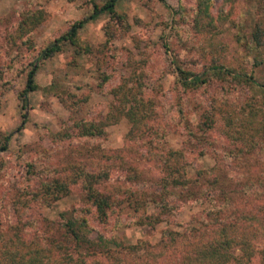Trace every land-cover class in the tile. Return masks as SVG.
<instances>
[{"label": "rangeland", "instance_id": "rangeland-1", "mask_svg": "<svg viewBox=\"0 0 264 264\" xmlns=\"http://www.w3.org/2000/svg\"><path fill=\"white\" fill-rule=\"evenodd\" d=\"M105 1L0 0V70L4 71L0 143L8 138V150L0 155V196H10L13 186L15 193L19 188L36 190L39 174L29 175L27 170L40 173L79 165L94 173L103 163L111 164L116 151L123 157L146 154L151 159L134 162L141 173L135 193L158 183L159 166L168 150L186 151L188 174H226L221 178L230 177L229 189L234 191L248 186L254 192L258 180L264 187V0H214L210 17L197 16L196 0H116V12L124 15L127 28L116 30L109 40L104 31L109 16L89 20L93 5ZM37 11L42 12L41 23L17 39L21 15ZM82 20L78 35L89 53H77L63 43L53 57L36 62L41 50ZM256 34L258 43L253 40ZM34 62L37 89L23 102L19 95ZM177 66L192 73L208 71L210 66L244 71L259 85L225 81L223 76L184 90L177 81ZM101 73L110 79L102 82ZM126 90L153 102L154 119L148 130L136 129L125 115L130 103L124 110L117 104L116 94ZM79 122L101 124L104 132L99 137L78 136ZM190 131L198 139L192 140ZM111 176L107 184L121 200L122 225L115 229L112 217L103 228L94 224L91 234L115 237L124 244L154 245L165 228L181 230L203 210L204 206L183 205L176 217L149 225L145 216L154 205L144 196L136 203L122 193L128 186L124 176L118 172ZM253 198L249 205L254 211L264 209V195ZM237 200L242 207L241 198ZM80 202L79 188L71 186L66 196L49 205L33 202L29 217L56 221ZM10 204L0 213L5 224L15 220ZM252 234H264V223ZM254 247L251 264H264V238L258 236Z\"/></svg>", "mask_w": 264, "mask_h": 264}, {"label": "trees", "instance_id": "trees-1", "mask_svg": "<svg viewBox=\"0 0 264 264\" xmlns=\"http://www.w3.org/2000/svg\"><path fill=\"white\" fill-rule=\"evenodd\" d=\"M213 1L196 0L197 16L210 17L209 10ZM99 14H107L110 18V22L104 28L106 40L113 38L116 30L127 28L124 15L116 12V0H106L102 6L94 4L89 20L95 19ZM42 20V12L23 13L15 33L16 38L21 39ZM84 23L82 20L71 25L64 34L39 52L36 62L53 57L60 52L63 43L70 44L77 53H89V48L78 35ZM253 40L258 43L260 36L256 34ZM36 62L31 65L26 76L25 88L19 95L23 102H26L28 93L37 89L34 80L38 69ZM208 69L202 73H192L177 66V81L184 90L198 88L208 84L213 77L223 76L225 81L228 78V81L244 84L252 82L259 85L244 71L238 72L222 66H210ZM1 71L0 75L4 76V71ZM109 79L110 75L101 73L102 82L105 83ZM2 80L0 77V82ZM116 97V102L122 110L130 103L125 115L133 122L134 127L148 130V122L154 119L153 102L139 98L130 90L119 92ZM66 102L62 101L63 105H66ZM68 108L71 109L69 106ZM120 111L116 109V112ZM75 129L81 137H99L104 132L101 124L90 122L76 123ZM189 137L192 140L198 139L193 131H190ZM7 142L8 138L5 137L0 143V155L8 150ZM120 154L121 151H116L111 164L103 163L94 173L85 171L79 165L65 166L62 170L56 171L48 168L40 173L27 170L26 174L32 176L39 174L38 178L41 181L36 190L25 192L27 188H19L15 193L13 186L10 196L6 198L0 196V213L6 204L11 203L15 217L14 222L6 221L5 224L0 216V264L252 263L256 254L254 247L256 239L258 236L264 238V234H252L257 225L264 223V209L257 207L254 211L249 205L253 197L264 195V187L260 180L254 192L248 186L234 191L229 189L231 178L222 179L227 176L226 174L208 172L188 174L186 170L189 162L185 158L186 151L168 150L159 166L162 177L159 178L157 186H149L147 190L140 186L142 189L135 193L133 188L138 189L141 173L134 162L143 158L145 163H149L151 159L147 158L146 154L138 158L123 157L119 156ZM27 166L32 167L31 164ZM112 172L124 176L123 184L128 186L126 190H120L123 194L134 198L138 204L140 197L144 196L146 203L154 205V211L145 216L149 225L154 226L163 221L167 222L168 218L176 217L182 211L183 205L204 206L203 210L183 225L181 230L165 228L154 245L142 242L134 245L124 244L115 237L101 233L91 234L96 231L94 224L103 228L112 217H116L115 229L122 225L119 214L121 200L107 184L112 182ZM71 186H77L80 190L81 202L78 207L61 213L56 221L45 217H29L33 202L43 201L49 205L66 196ZM24 196L29 198L26 200ZM238 198H241L242 207L237 204ZM4 199L8 201H5V205ZM260 209L263 210V215L260 214Z\"/></svg>", "mask_w": 264, "mask_h": 264}]
</instances>
